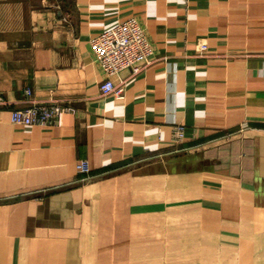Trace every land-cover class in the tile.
I'll use <instances>...</instances> for the list:
<instances>
[{"label":"crops","instance_id":"obj_1","mask_svg":"<svg viewBox=\"0 0 264 264\" xmlns=\"http://www.w3.org/2000/svg\"><path fill=\"white\" fill-rule=\"evenodd\" d=\"M130 16L119 98L90 39ZM0 93V264H264V0H0Z\"/></svg>","mask_w":264,"mask_h":264},{"label":"built area","instance_id":"obj_2","mask_svg":"<svg viewBox=\"0 0 264 264\" xmlns=\"http://www.w3.org/2000/svg\"><path fill=\"white\" fill-rule=\"evenodd\" d=\"M90 44L106 78L101 84L105 93L114 92L119 98L124 97V88L116 87L113 75L124 69H132L136 72L143 61H149L155 48L150 41L144 26L136 16H130L115 25L104 29L90 39ZM208 48L206 43L201 45ZM30 93L31 89L28 88ZM6 102L0 93V103ZM68 108L54 102L33 101L27 105L15 107L12 110V121L24 125H52L57 124ZM180 136H183V128L179 126ZM81 172H89L91 167L87 159L78 163Z\"/></svg>","mask_w":264,"mask_h":264}]
</instances>
